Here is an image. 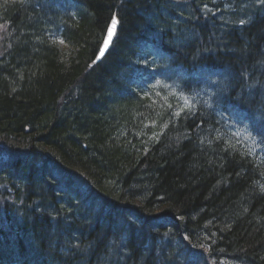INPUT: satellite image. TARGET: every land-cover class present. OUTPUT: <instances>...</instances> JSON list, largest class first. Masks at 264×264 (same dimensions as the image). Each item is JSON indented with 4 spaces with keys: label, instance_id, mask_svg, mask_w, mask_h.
I'll list each match as a JSON object with an SVG mask.
<instances>
[{
    "label": "trees",
    "instance_id": "1",
    "mask_svg": "<svg viewBox=\"0 0 264 264\" xmlns=\"http://www.w3.org/2000/svg\"><path fill=\"white\" fill-rule=\"evenodd\" d=\"M156 1L0 0V264H264V6Z\"/></svg>",
    "mask_w": 264,
    "mask_h": 264
},
{
    "label": "bare ground",
    "instance_id": "2",
    "mask_svg": "<svg viewBox=\"0 0 264 264\" xmlns=\"http://www.w3.org/2000/svg\"><path fill=\"white\" fill-rule=\"evenodd\" d=\"M74 1V10L73 9H67L66 10V13H65V17L66 16H68V14L71 12V11H76V10H79L80 9V7H81V3H80V0H73ZM160 4V0H157L156 1V6H158ZM156 6H155V8H156ZM160 6V5H159ZM76 12H78V11H76ZM253 15V14H252ZM255 15H257V14H255ZM113 16H115V15H112L111 16V18H110V21H109V23H108V25L109 24H111V21H112V17ZM116 17V16H115ZM181 14H179V13H176V16H174V18H173V24H174V26H171L170 27V29H171V31H172V33L170 32V30H168L169 32L167 33V36L165 37L166 39L163 41L164 42V44H163V47H164V49H165V51L168 53V56L170 57V60H169V62L168 63H166V68L165 69H167V70H170V69H172V68H174L175 66V68H176V70L177 71H181V75L182 76H184V77H192L193 76V74H194V77H197V78H201V79H209L211 76H210V74H208V73H205V72H202V71H192V68H191V65H189L188 64V66L186 65V68L185 69H183V66L184 65H180L179 64V61H182L183 60V62H184V55H182V52L183 51H185V43H184V41H183V38H181V37H183V36H179L178 34H177V28H178V25L176 26V24L177 23H179V21H180V19H181ZM117 18V17H116ZM51 20V19H50ZM118 21V20H117ZM144 24H145V22H144ZM107 25V26H108ZM117 25H118V23H117ZM117 25H116V27H115V29H114V34H113V36H112V39H111V41H110V44H109V46H108V48L104 51V53L102 54L101 53V51H100V49H101V47L103 46V38H104V36H105V34H104V36H103V38H102V40L103 41H101V43H100V45H99V47L96 49V51H95V57H94V62H98V61H100V60H102L104 57H105V55L107 54V53H110V50L111 49H113V46H114V39H115V34H116V30H117ZM107 26H106V28H105V32L107 33ZM149 28V25L147 26V28L144 26V28H143V30H145V32L147 31V29ZM188 30V31H187ZM181 31H183V32H185L186 31V33L184 34V36H186V37H188L189 38V36L191 35L190 34V32L192 33V29L190 30L189 29V26L187 25V29H181ZM181 35V34H180ZM153 36H154V38L155 39H157L156 38V36H155V34H153ZM257 38H262V40L264 41V37H263V34L261 35V37L260 36H256V40H258ZM187 39V38H186ZM262 40L260 39V41L258 42V45L259 46H261L262 47V52L264 51V44L262 45ZM155 41H157V40H155ZM156 43V42H155ZM178 66H177V65ZM175 65V66H174ZM244 70H245V72H248V71H250L245 65H244ZM216 74H220L218 71L216 72ZM259 77H264V69H262L261 71H259ZM210 76V77H209ZM190 79H187L185 82H187V85H189L190 84V87L192 86V80H190V83L188 82ZM258 81V85L260 86V85H262V82H261V80H257ZM262 88V87H261ZM188 90H186V91H184V92H182L181 93V95L182 96H184L185 94H188V92H187ZM180 98V100L181 101H183V99L185 98V97H179ZM254 98H255V96H254ZM257 100H260V102H263L264 103V96H263V98H262V96L260 97V98H258ZM248 103H249V101H248ZM255 107V106H254ZM244 132H246L247 133V136L249 137V133L247 132V131H244ZM250 138V137H249ZM256 139V136L255 135H252V138H251V143H252V145L253 146H255V143H254V141H252V140H255ZM255 147H257V146H255ZM4 168H6V167H0V172L1 171H3V169ZM262 193H264V192H262Z\"/></svg>",
    "mask_w": 264,
    "mask_h": 264
},
{
    "label": "snow or ice",
    "instance_id": "3",
    "mask_svg": "<svg viewBox=\"0 0 264 264\" xmlns=\"http://www.w3.org/2000/svg\"><path fill=\"white\" fill-rule=\"evenodd\" d=\"M256 3L260 4L261 6H264V0H256ZM206 7H207V5H205V8ZM117 23H118L117 18L115 16H113L111 24L109 26H107V37L104 39L103 46L100 49L102 54L104 53V51L108 48V46L110 44V41H111L112 36L114 34V29H115ZM240 23L243 24V23H245V21L241 20ZM60 43L63 44L64 41L60 40ZM185 104H186V106H188L187 100H186ZM181 111H184V109L182 108L180 111L175 112L173 115L179 116ZM165 126H167V125H165ZM252 135H253V133H249V137L250 138H252ZM254 135L259 137V141H255L254 140V143H262V144H264V128H262L260 130H256L254 132Z\"/></svg>",
    "mask_w": 264,
    "mask_h": 264
},
{
    "label": "rangeland",
    "instance_id": "4",
    "mask_svg": "<svg viewBox=\"0 0 264 264\" xmlns=\"http://www.w3.org/2000/svg\"><path fill=\"white\" fill-rule=\"evenodd\" d=\"M242 131H243V132H240L239 135L242 136V137H245V138L248 140V142L250 143V142H251V138H249V137L247 136V133L244 132V131H245L244 129H242ZM250 145H251V147L254 148V149L257 148V147H255V146H253L252 143H251ZM261 157L264 158V156H261Z\"/></svg>",
    "mask_w": 264,
    "mask_h": 264
},
{
    "label": "water",
    "instance_id": "5",
    "mask_svg": "<svg viewBox=\"0 0 264 264\" xmlns=\"http://www.w3.org/2000/svg\"><path fill=\"white\" fill-rule=\"evenodd\" d=\"M109 25H110V24H109ZM109 25H108V26H109ZM106 37H107V33L105 32V36H104L103 40H104ZM103 40H102V41H103Z\"/></svg>",
    "mask_w": 264,
    "mask_h": 264
}]
</instances>
